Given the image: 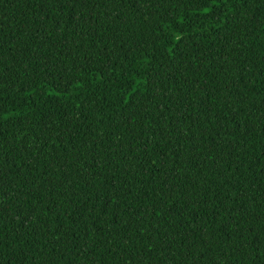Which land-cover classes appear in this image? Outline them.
Listing matches in <instances>:
<instances>
[{"label": "trees", "instance_id": "16d2710c", "mask_svg": "<svg viewBox=\"0 0 264 264\" xmlns=\"http://www.w3.org/2000/svg\"><path fill=\"white\" fill-rule=\"evenodd\" d=\"M0 264H264V0H0Z\"/></svg>", "mask_w": 264, "mask_h": 264}]
</instances>
